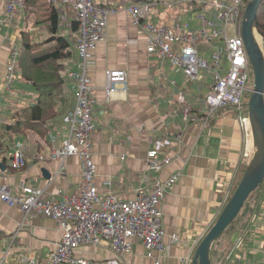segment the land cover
<instances>
[{"label": "crops", "instance_id": "1", "mask_svg": "<svg viewBox=\"0 0 264 264\" xmlns=\"http://www.w3.org/2000/svg\"><path fill=\"white\" fill-rule=\"evenodd\" d=\"M94 1L119 7L108 17L107 38L99 41L93 51L95 63L89 71L94 86L91 96L95 100L96 121L91 150L94 182L101 194L113 193L121 199H131L148 193L158 179L165 180L181 172L162 203L164 242L169 245L163 264H182L184 257L193 264L199 243L227 202L225 188L234 187L239 169L247 159L243 155L244 135L239 116L235 111L220 110L205 127L183 120L182 108L187 105L203 115L206 109L203 98L211 89V78L203 73L201 79L191 80L176 73L157 54L147 51L146 37L140 27L132 23L126 8L133 2L146 5L158 0ZM5 6L6 0H0L3 18L0 23V185L7 182L14 194H20L22 182L33 184L45 188L47 196L54 201L60 200V190L71 194L82 186V161L77 156L67 157L64 171L53 178L60 163L51 158L56 146L51 138L57 139L59 144L68 137L69 129L63 117L75 103L71 81L66 78V103L50 122L46 134L40 135L34 130L12 134L4 128L13 123L15 108L33 103L38 97L35 89L20 77L12 91L3 90L5 65L11 48L21 42L23 31L36 40L49 37L32 23L38 11L37 2L18 10L12 23L3 16ZM149 9L147 20L161 25H173L181 20V23L196 27L199 22L196 10L187 6L155 5ZM73 20L62 19L60 32L66 37H76L77 41L78 31L72 28ZM75 44L72 57L66 61L65 77L78 61ZM220 48L224 49L222 41H215L212 47L199 46L201 54L210 60L213 52ZM222 58L221 63L227 67L225 55ZM107 68L124 69L128 77L127 89L113 94L110 99L105 90ZM251 136L250 152L253 133ZM18 143H23L22 150L29 162L22 170L11 166ZM151 149L158 151L155 159L148 157ZM175 154L180 158L169 165L153 166V162ZM139 186L143 187L140 191ZM257 195V204L247 224L242 226L244 216L223 236V242L214 246L212 264L215 253L221 263L226 264L239 245L240 236H244L243 255L238 254L234 264H264V183ZM173 234H179L181 240L173 242ZM60 238L61 230L54 218L34 213L26 215L19 207L9 206L0 199V264H25L20 261L23 256L36 258L37 264H48ZM132 242L131 252L123 259L105 241L97 246L82 245L76 256L86 258L91 264H153L143 243L139 239ZM154 252L155 255L159 253Z\"/></svg>", "mask_w": 264, "mask_h": 264}, {"label": "built area", "instance_id": "2", "mask_svg": "<svg viewBox=\"0 0 264 264\" xmlns=\"http://www.w3.org/2000/svg\"><path fill=\"white\" fill-rule=\"evenodd\" d=\"M62 13L72 7L78 21V40L75 47L78 61L74 68L67 72V80L71 81L70 90L74 93V107L64 115L69 134L51 151V158L60 163L53 178L65 169V160L69 156H77L82 161V186L74 193L59 191L62 199L52 200L43 187L22 182V193L14 194L12 186L4 182L0 185V199L9 206H17L28 214H38L54 218L65 228L62 240L64 246H57L51 256L50 264H86L80 256H76L80 233L92 237L104 238L119 255L131 252L133 238L139 239L149 250L150 255L156 251L167 254L169 245L164 242L162 203L165 197L181 177L177 171L165 180L158 179L153 188L146 194L135 198L121 199L113 193L101 194L94 182L95 165L92 159V135L96 127L94 117L95 100L91 96L94 89L89 71L95 63L93 51L99 41L107 38L108 14L114 9L104 8L93 0H49ZM249 0H158L149 1L146 5L133 2L129 5L132 23L140 27L146 37L147 51L155 53L163 62L169 63L176 73H181L191 80L201 79L203 73L211 78V89L203 98L206 106L203 115L194 112L187 105L182 108L185 122L197 123L205 127L220 110H231L237 113L239 125L243 131V155L250 157L252 124L250 121L247 95L253 92V83L249 74L250 61L241 35L242 21ZM178 5L195 9L198 25L190 26L178 20L173 25H161L147 20L152 6ZM25 7V0H7L3 16L13 22L15 11ZM3 18L0 16V23ZM234 25V28H231ZM215 41H222L224 49L213 52L212 59L202 55L199 46L206 44L212 47ZM264 50V40L262 42ZM225 55L227 67L221 63ZM20 47L12 46L8 62L5 65L4 91H12L13 84L19 78L16 73ZM106 96L125 91L128 85L127 72L124 69L107 68ZM175 80L171 83L175 84ZM23 143H18L12 155L11 166L22 170L29 163L22 150ZM254 150V144H253ZM150 159L158 157V151L148 152ZM180 156L164 157L153 162L155 168L169 165ZM143 187L139 186L140 191ZM228 201L233 188H225ZM66 237V238H65ZM179 234L172 235V241L178 242ZM244 241L240 236L239 244ZM189 260L188 257H184ZM28 264H35L36 259L25 258ZM159 258L154 262L158 264ZM161 264V263H160Z\"/></svg>", "mask_w": 264, "mask_h": 264}, {"label": "trees", "instance_id": "3", "mask_svg": "<svg viewBox=\"0 0 264 264\" xmlns=\"http://www.w3.org/2000/svg\"><path fill=\"white\" fill-rule=\"evenodd\" d=\"M32 2L38 3V11L32 23L35 27L47 33L49 37L36 40L29 33L23 31L17 70L19 77L35 89L38 97L33 103L15 108L13 123L6 124L4 128L12 134H26L28 130H34L40 135H44L49 130L50 122L59 114L60 108L67 100L66 61L72 57L73 44L76 42V37H66L61 34L59 12L53 3L49 0H25L24 8H27L28 4ZM72 28L75 32L78 31V21L75 19L72 21ZM253 29H256L264 40V0H261L259 5ZM251 94L247 95V106ZM193 111L198 113L196 109H193ZM252 154L253 148L250 157H247L243 167L239 169L238 183L249 164ZM237 182L233 187V192L236 189ZM263 183L264 181L249 195L237 217L216 240L211 250V256L213 248L219 242V239L233 229L234 225L244 216L246 218L242 226L247 224L250 212L257 204L259 197L257 193L261 190Z\"/></svg>", "mask_w": 264, "mask_h": 264}, {"label": "water", "instance_id": "4", "mask_svg": "<svg viewBox=\"0 0 264 264\" xmlns=\"http://www.w3.org/2000/svg\"><path fill=\"white\" fill-rule=\"evenodd\" d=\"M260 3L261 0H249L241 27V35L254 77L253 92L248 101V113L254 136L253 154L232 196L199 243L193 264H212L211 249L214 242L237 217L249 195L264 181V56L253 31Z\"/></svg>", "mask_w": 264, "mask_h": 264}, {"label": "bare ground", "instance_id": "5", "mask_svg": "<svg viewBox=\"0 0 264 264\" xmlns=\"http://www.w3.org/2000/svg\"><path fill=\"white\" fill-rule=\"evenodd\" d=\"M94 1V0H93ZM94 3L95 4H97V5H99V6H102V7H104V8H111V9H114V11L113 12H110L109 14H108V17L111 15V14H113V13H115L118 9H119V7H114V6H104V5H101V4H98V3H96L95 1H94ZM6 5H7V0H6ZM130 5V4H129ZM129 5L127 6V8H126V11L129 13L130 11H129ZM18 11V10H17ZM17 11H15V13L17 12ZM58 12H59V19H60V22H61V20L62 19H77V17H76V12H75V10L72 8V7H68V12L67 13H62L61 11H59L58 10ZM129 15H130V17H131V14L129 13ZM17 64H18V61H17ZM16 73H17V75H19V72H18V70H17V65H16ZM53 200V199H52ZM216 221H214V223H215ZM58 223V222H57ZM214 223L212 222L210 225H209V230H210V228L214 225ZM58 226H59V228H60V230H61V238L58 240V242L56 243V246H55V248H54V250L52 251V253L50 254V256H49V260H48V264H50V262H51V256H52V254L55 252V250H56V248H57V246H64V247H66L67 248V244L65 243V242H63V243H60V244H58L61 240H62V237H63V234H65V228H64V226L61 224V223H58ZM208 230V231H209ZM207 231V232H208ZM207 234V233H206ZM223 234V233H222ZM221 234V235H222ZM220 235V236H221ZM80 237H81V239H80V241L78 242V244H81V245H79L78 246V249H79V247H81L82 245H90V246H97V245H99L102 241H105V242H107L108 243V241L106 240V239H104V238H99V237H92V236H89V235H85V234H83V233H80ZM205 237V236H204ZM203 237V238H204ZM66 238V237H65ZM133 239H136V238H133ZM133 239L131 240V243H132V246H133ZM179 240H181V236H180V239ZM202 241V240H201ZM216 242V241H215ZM214 242V243H215ZM108 245L110 246V244L108 243ZM144 245V244H143ZM214 245V244H213ZM213 247V246H212ZM110 248L112 249V247L110 246ZM146 248V247H145ZM147 249V248H146ZM113 250V249H112ZM132 250V249H131ZM212 250V249H211ZM114 251V250H113ZM147 251H148V254H149V256L153 259V264H155L156 262H154V259H155V257H157V258H159V260H160V262L158 261V264H163V257L165 256L164 254H161V253H158V255H155L154 253L155 252H153L151 255H150V252H149V250L147 249ZM116 254H117V256L118 257H120L121 259H123L126 255H119L116 251H114ZM81 257V256H80ZM25 258H34V257H30V256H23L22 258H20V261L21 262H24L25 264H28V262L27 261H24V259ZM83 260H85L86 262V264H91L90 263V261H88L86 258H84V257H81ZM34 259H36V258H34ZM181 261H182V264H191V261L190 260H185L184 258H181ZM211 263H212V261H211ZM1 264H3V263H1ZM35 264H37V260H36V263ZM232 264H234V262H232Z\"/></svg>", "mask_w": 264, "mask_h": 264}, {"label": "rangeland", "instance_id": "6", "mask_svg": "<svg viewBox=\"0 0 264 264\" xmlns=\"http://www.w3.org/2000/svg\"><path fill=\"white\" fill-rule=\"evenodd\" d=\"M231 28H234V25L231 27ZM254 31V36H255V40L257 41V43L259 44L260 47H262V38L260 37V35L258 34V32L256 31V29L253 30ZM76 43V42H75ZM18 46L21 47V42L18 43ZM263 51V56H264V50ZM249 74H250V77H251V83L254 82V77H253V69L252 67L250 66V70H249ZM35 93L37 94V92L35 91ZM238 183V182H237ZM238 185V184H237ZM225 237V236H224ZM224 237H221L219 239V242H223L224 240ZM244 244V242L242 244H239L235 251L232 253V255L230 256L228 262L226 264H232V262L235 260L236 257H238V254H240V257L243 255V248H241V246ZM241 248V249H240ZM218 254L215 253V257H213V264H222L221 261L219 260L218 258ZM224 257V255H223Z\"/></svg>", "mask_w": 264, "mask_h": 264}, {"label": "clouds", "instance_id": "7", "mask_svg": "<svg viewBox=\"0 0 264 264\" xmlns=\"http://www.w3.org/2000/svg\"><path fill=\"white\" fill-rule=\"evenodd\" d=\"M247 7V6H246ZM246 9V8H245Z\"/></svg>", "mask_w": 264, "mask_h": 264}]
</instances>
